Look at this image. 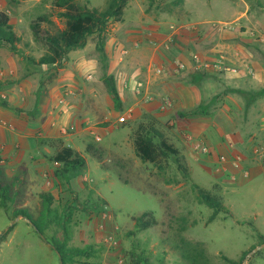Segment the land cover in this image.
I'll return each mask as SVG.
<instances>
[{
    "label": "rangeland",
    "instance_id": "rangeland-1",
    "mask_svg": "<svg viewBox=\"0 0 264 264\" xmlns=\"http://www.w3.org/2000/svg\"><path fill=\"white\" fill-rule=\"evenodd\" d=\"M80 1L102 9L108 0ZM60 11L53 0H0L23 53L0 43V166L9 176L26 169L22 202L0 203V264H128L133 244L153 260L186 264L173 248L181 236L203 243L213 264H264V247L250 255L264 245V99L239 109V79L255 71L243 57L253 51L264 64V0H128L104 53L94 34L63 63L39 64L48 35L65 28ZM195 56L240 72L197 69ZM141 123L179 149L186 174L173 159L137 156ZM64 146L86 159L80 173L57 176L53 157ZM199 189L225 208L213 220ZM43 194L52 196L50 215ZM19 209L44 219L42 235ZM147 211L158 224L129 237L133 216ZM49 240L92 250L63 261Z\"/></svg>",
    "mask_w": 264,
    "mask_h": 264
},
{
    "label": "trees",
    "instance_id": "trees-1",
    "mask_svg": "<svg viewBox=\"0 0 264 264\" xmlns=\"http://www.w3.org/2000/svg\"><path fill=\"white\" fill-rule=\"evenodd\" d=\"M55 5L62 9L58 16L65 19V28L56 34H50L47 37L48 52L38 61L42 65H58L68 58L71 50L84 48L88 38L97 34L101 41L99 42V50L104 53V37L108 33L109 23L111 20H120L123 16L124 9L128 0H108L102 9H89L86 5H82L80 0H53ZM39 24H34L35 32H38ZM103 39V40H102ZM20 38L14 32L11 18L5 12H0V43L8 47L11 51L23 54L18 44ZM33 60V59H32ZM210 70V69H207ZM214 75H220L223 71H211ZM103 81L108 88L114 107L116 110H122V97L119 93L116 79L113 75H107ZM135 151L137 156L143 162L158 163L162 159H173L184 174L187 169L180 162V151L172 145L164 134L158 130L153 123H141L135 132ZM53 161L58 163L61 168L57 172V176H67L73 173H80L86 167V159L77 154L73 148L64 146L56 151ZM26 169H21L20 173L9 176L6 168L0 166V203L3 207H7L9 202L19 204L22 202L23 192L21 186L26 183ZM46 200V212L50 215L52 210L50 204L52 196L43 194ZM199 197L208 207L213 210L211 219H215L219 213L224 211L221 201L211 192L199 189ZM17 214H23L33 223L39 234L45 231L43 220L36 221L26 214L25 210L19 209ZM135 221V229L128 232L129 237L136 238L139 233L150 229L158 224L152 212H143L133 216ZM264 238L263 236H261ZM52 242V243H50ZM53 250L59 253L63 261L68 260L70 254H88V250L80 249H64L63 244L55 240H49ZM173 248L179 253L181 259L186 264H213L206 247L203 243L192 242L186 238H180L178 244H174ZM258 252L255 256L260 255ZM128 264H166L163 258L157 260L152 259V254L146 248H140L139 244H133L132 248L126 253ZM230 263L235 262L228 260Z\"/></svg>",
    "mask_w": 264,
    "mask_h": 264
},
{
    "label": "crops",
    "instance_id": "crops-1",
    "mask_svg": "<svg viewBox=\"0 0 264 264\" xmlns=\"http://www.w3.org/2000/svg\"><path fill=\"white\" fill-rule=\"evenodd\" d=\"M248 56L250 57V59ZM255 56L257 55L255 54V52L253 53L252 51V52H248L243 57L244 58L243 61L245 63L247 62L248 65L253 66L255 71H254V76H252V74L250 73L248 74L245 72L244 75L239 79V95L241 100V102L239 103L240 113L246 111L248 105H246L245 107V105L243 104H245L244 102H249L248 100H250V98H253L254 103L257 102V100L260 98L264 99V64L260 63ZM258 82L260 84H258ZM257 86L261 87L260 90L256 89ZM227 107H230V105L227 104Z\"/></svg>",
    "mask_w": 264,
    "mask_h": 264
},
{
    "label": "built area",
    "instance_id": "built-area-1",
    "mask_svg": "<svg viewBox=\"0 0 264 264\" xmlns=\"http://www.w3.org/2000/svg\"><path fill=\"white\" fill-rule=\"evenodd\" d=\"M155 44H157V43H155ZM194 63L196 64L197 69L207 70V69L214 67L216 70H220V71L228 72V73H234V74L238 73L239 74V72H240L239 68L224 66L223 63H221V64L216 63L213 65L209 61L205 62L199 56L194 57ZM184 68H185V64L183 62H181V63H179L177 70L179 71V70L184 69ZM191 141H192V139H191ZM194 146L196 147V149H201L202 152H204V153H207V151H208L204 142L196 141ZM245 176H249V174L246 173ZM115 264H124V260L120 259Z\"/></svg>",
    "mask_w": 264,
    "mask_h": 264
},
{
    "label": "water",
    "instance_id": "water-1",
    "mask_svg": "<svg viewBox=\"0 0 264 264\" xmlns=\"http://www.w3.org/2000/svg\"><path fill=\"white\" fill-rule=\"evenodd\" d=\"M264 247V245H261V246H259V247H256L251 253H250V255H252V254H254L255 252H257L258 250H260L261 248H263ZM60 257V256H59ZM247 261V260H246Z\"/></svg>",
    "mask_w": 264,
    "mask_h": 264
}]
</instances>
